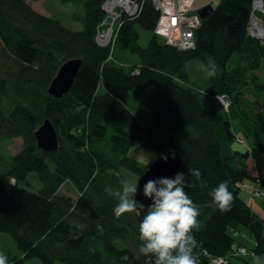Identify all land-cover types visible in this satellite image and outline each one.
I'll use <instances>...</instances> for the list:
<instances>
[{"label":"trees","instance_id":"16d2710c","mask_svg":"<svg viewBox=\"0 0 264 264\" xmlns=\"http://www.w3.org/2000/svg\"><path fill=\"white\" fill-rule=\"evenodd\" d=\"M254 1L219 0L200 19L195 48L180 50L152 33L158 11L151 0H140L135 16L122 15L114 42L106 46L95 40L102 0H81L84 14L74 16L78 30L27 0H0V139L23 141L0 169V231L20 252L18 257L0 246L9 264L32 257L42 264H154V256L140 252L139 225L146 211L114 215L115 193L127 180L123 169L138 176L145 171L128 153L137 145L157 157L175 153L181 160L175 173L184 172L195 185L185 190L201 205L193 229L197 264H211L201 260L204 249L218 257L235 241L244 245L236 236L239 225L253 234L255 257H264V218L240 196L244 180L264 190V80L257 73L264 70V45L249 33L254 13L264 28V0L262 11L254 10ZM136 25L151 32L146 47L139 45ZM73 57L82 64L72 87L60 98L50 96L47 87L59 65ZM192 58L217 66L205 88L182 82ZM218 94L229 97L228 110ZM136 104L137 111L146 107L151 119L146 111L148 121H142L132 111ZM45 118L57 130L54 152L35 142ZM231 118L256 140L248 150L251 168L231 147L236 137ZM191 169L200 170L206 186ZM30 172L40 181L37 192L18 184ZM65 180L79 192L76 199L58 193ZM224 181L234 202L222 213L211 204L210 192ZM254 258L233 257L226 264H253Z\"/></svg>","mask_w":264,"mask_h":264},{"label":"clouds","instance_id":"9594fccd","mask_svg":"<svg viewBox=\"0 0 264 264\" xmlns=\"http://www.w3.org/2000/svg\"><path fill=\"white\" fill-rule=\"evenodd\" d=\"M209 63L208 76L214 77L218 72L217 66L214 61L210 60ZM171 156L175 159V153ZM160 159L167 162L168 155L161 154ZM189 171L196 181L206 186L207 182L203 180L199 169ZM120 183L122 189L115 193L118 203L114 215L117 219L123 214L147 208L139 225V239L142 242L140 252L145 256H154V264H197L193 255L196 245L193 229L199 225L201 205L194 202L185 190L195 185L186 180L184 172H177L172 177L147 179L142 193L151 201L148 205L133 199L138 194V184H130L126 179ZM210 196L211 204L217 206L220 212L231 211L234 196L228 189L227 181L212 189ZM98 228L102 231L99 225ZM254 259L257 264H264V257L257 256ZM0 264H9L3 252H0Z\"/></svg>","mask_w":264,"mask_h":264},{"label":"rangeland","instance_id":"374dc122","mask_svg":"<svg viewBox=\"0 0 264 264\" xmlns=\"http://www.w3.org/2000/svg\"><path fill=\"white\" fill-rule=\"evenodd\" d=\"M216 1L217 0H214L213 2L216 3ZM27 2L35 9L40 10L48 14L49 16L59 19V21L63 25L69 27L70 29L77 30L81 28V23L74 18L76 14L78 15L84 14V9H83L81 0H27ZM192 4H193V1L191 5ZM158 16H159V12H158ZM250 26H251V23H250ZM136 28L139 32V45L142 47H146L148 44L149 38L151 36V33L149 31H145L141 29L138 25H136ZM117 30L115 28V31H114L115 37H116ZM95 40H96V34H95ZM114 40L115 38H113V40L111 41V44L114 42ZM258 40H259L258 42L264 45V39H258ZM161 41L167 44L164 41V39H161ZM167 45H170V44H167ZM170 46H173V45H170ZM176 48L179 49L178 47ZM210 67L211 66L209 64L204 63L198 58H192L188 60L185 63V67H184L185 76L182 79V82H184L185 84H192V85H197L201 88H205L206 84L208 83V78H209L207 70H210ZM257 73L260 76V78L264 80V70H258ZM98 89H99V92L104 91L102 83L99 84ZM249 92L250 94L252 93L251 90ZM248 98L250 97L248 96ZM140 106L142 108L140 111L136 110L137 104L135 107H133L134 110L132 111L136 115H139L142 121H148V118L146 117L147 115L146 113H144L147 111L150 114L149 119H151V112L146 107L142 105ZM231 124H232L231 125L232 133L236 137H241L244 140V144H240L234 140L231 141L232 149L235 151L241 152V153L251 150V148L256 145V140H254L253 135L251 134L247 135L244 132V130L240 127L239 120L237 118H231ZM22 142L23 141L20 136L10 138V139L8 138L0 139V169L1 170H5L7 168L9 157L11 156V154H15L22 147ZM128 153L130 156L134 157L136 160L142 163L144 168H148V166L157 158V155L154 151L146 147L140 146V145L132 146L131 148H129ZM245 165L246 167L251 168L252 161L250 157L247 158ZM123 172L125 173L127 181L130 184H136L138 175L134 174L133 172L127 169H123ZM18 184L19 186L24 187L33 192H37L41 188L40 181L35 172L28 173L26 178L18 181ZM58 193L63 196H70L72 199H76L78 197V191L76 190V188H74V186H72L69 180L66 181L64 184H61V186L58 189ZM254 199L256 200L252 203L256 204L257 206L262 208V210H264V197H260L258 199L253 198L252 200ZM228 232L231 233V229H229ZM243 233L247 235L244 236ZM237 239H239L247 248L252 247L255 242L253 234L247 228L240 226V225H239V233H238ZM116 241H120V240H116ZM0 246L7 249L14 255L18 257L20 256V252L17 250L12 237L3 231H0ZM22 264H42V263L38 258L32 257V258H29L23 261ZM55 264H63V263L56 261ZM253 264H257V262L255 263L253 262Z\"/></svg>","mask_w":264,"mask_h":264},{"label":"built area","instance_id":"2783aa9c","mask_svg":"<svg viewBox=\"0 0 264 264\" xmlns=\"http://www.w3.org/2000/svg\"><path fill=\"white\" fill-rule=\"evenodd\" d=\"M193 0H153L154 7L158 10L159 16L154 26V33L164 39L167 44L178 47L181 50H189L195 48L194 30L200 24V18L190 13V7ZM102 9L106 16L96 32V42L99 45L106 46L111 44L115 38V28L117 24H121V16H135L140 10V0H103ZM179 6V7H178ZM261 11V10H260ZM184 19L185 23L181 24ZM252 36L254 33L250 30ZM256 37V36H255ZM137 70H135V73ZM216 99L220 102L224 110H228L230 101L224 94L216 95ZM236 142L244 144V140L240 137L236 138ZM11 181L15 178L11 177ZM242 189H249L252 198L264 197V190L254 181L244 180L241 182ZM232 249L224 256H213L210 259L211 264H226L230 258L246 257L254 258L256 253L253 249L247 248L238 242H233ZM243 250V251H242Z\"/></svg>","mask_w":264,"mask_h":264},{"label":"water","instance_id":"95a60500","mask_svg":"<svg viewBox=\"0 0 264 264\" xmlns=\"http://www.w3.org/2000/svg\"><path fill=\"white\" fill-rule=\"evenodd\" d=\"M214 7L211 5H205L198 10L199 18H203L208 12H210ZM253 14L251 15L252 18ZM250 18V21H251ZM251 23V22H250ZM259 25H261L259 23ZM251 27V26H250ZM249 27V28H250ZM257 39V37H255ZM258 40V39H257ZM82 64V59L78 57L68 58L63 61L53 78L48 84L47 93L54 97L60 98L63 95L67 94L72 87L75 76ZM35 142L38 148L42 149L45 152H54L58 147V134L53 123L45 118L43 122L34 132ZM172 153L167 154L168 160H164L157 157L149 166L145 168V171L140 174L137 178L136 184L139 185L138 194L133 196V199L143 202L145 205L151 203V201L143 196L142 187L143 184L149 178L157 177H172L173 174L179 169L181 165L180 158L175 155V159H172ZM243 158H248L250 155L249 151H246L241 154ZM138 213L141 215L147 208L144 210L137 209Z\"/></svg>","mask_w":264,"mask_h":264},{"label":"crops","instance_id":"0c3cea01","mask_svg":"<svg viewBox=\"0 0 264 264\" xmlns=\"http://www.w3.org/2000/svg\"><path fill=\"white\" fill-rule=\"evenodd\" d=\"M214 0H193V4H192V6H193V8H195V9H199V8H201L202 7V5H211V6H215V4L219 1V0H217L216 1V3L215 2H213ZM102 2H103V0H102ZM102 2H101V4H102ZM214 3V4H213ZM201 5V6H200ZM200 6V7H199ZM34 8V7H33ZM35 9V8H34ZM101 9H102V6H101ZM35 10H37V9H35ZM103 10V9H102ZM38 12H40V13H42V14H45V15H48V14H46V13H44V12H42V11H40V10H37ZM103 13H104V16H103V18H102V20L99 22V24L97 25V27H99L100 26V24L102 23V21L104 20V18H105V16H106V13L103 11ZM123 15H125V14H123ZM49 16V15H48ZM122 17V16H121ZM127 17H132V16H128L127 15ZM55 18V17H54ZM57 19V18H56ZM59 20V19H58ZM157 21V20H156ZM121 22H122V20H121ZM156 23V22H155ZM121 25V24H120ZM120 25L119 24H117L116 25V30L120 27ZM96 27V28H97ZM78 30V29H77ZM151 33V32H150ZM152 33H154V28H153V31H152ZM156 36H158V35H156ZM159 37V39L161 40V39H163L162 37H160V36H158ZM112 47L113 46H110V49L112 50ZM66 181H68V180H66ZM65 181V182H66ZM65 182H63L62 184H64ZM73 186V185H72ZM75 188V187H74ZM77 190V189H76ZM78 194H79V192H78ZM240 196H241V198L243 199V201L246 203V204H248L249 206H250V208L259 216V217H261V218H264V210H262V208H260L259 206H257L256 204H254V203H252V202H254L256 199H254V200H252L253 198L251 197V191L247 188V189H243L241 192H240ZM258 199V198H257ZM238 229H239V227H237ZM243 235L244 236H246L247 234H245V233H243ZM254 245H255V242H254ZM253 245V246H254Z\"/></svg>","mask_w":264,"mask_h":264},{"label":"bare ground","instance_id":"6f19581e","mask_svg":"<svg viewBox=\"0 0 264 264\" xmlns=\"http://www.w3.org/2000/svg\"><path fill=\"white\" fill-rule=\"evenodd\" d=\"M203 6H205V5H202V7ZM253 7H254V10H258V11L262 10L261 0H255ZM201 8H199V9H201ZM199 9H195V8H193V6H191L190 7V13L196 14L199 17V14H198ZM250 22H251L250 30H252V32L254 33V36H256L258 39H264V29L261 25H259L258 18L256 17L255 14H253ZM184 23H185V20L182 19L181 24H184ZM198 27L194 30V36H195V31L198 29ZM195 46H196V41H195ZM226 98L229 100L228 96H226ZM213 256L214 255L211 252H208L207 250L204 249L202 252L201 260L207 261V260L211 259Z\"/></svg>","mask_w":264,"mask_h":264}]
</instances>
